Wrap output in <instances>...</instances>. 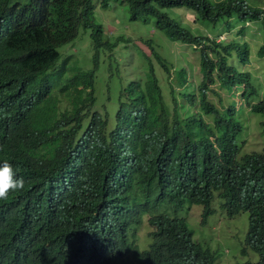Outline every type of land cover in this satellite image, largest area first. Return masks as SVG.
<instances>
[{"label":"trees","instance_id":"1","mask_svg":"<svg viewBox=\"0 0 264 264\" xmlns=\"http://www.w3.org/2000/svg\"><path fill=\"white\" fill-rule=\"evenodd\" d=\"M117 1L131 20L152 23L197 52L198 91L182 65L175 72L186 90L176 97L169 82L172 104L165 99L156 64L169 72V62L148 39V52L136 47L142 74L114 78L120 60L114 49L122 36L111 40L95 19L96 5L106 8L110 0H0V89L17 94L13 113L28 111L34 142L22 148L29 153L20 169L25 187L7 198L14 216L24 212L25 195L34 189L38 211L73 217L55 247L72 264H216V251L194 238L182 213L199 205L203 223L219 199L228 216L248 213L241 251L252 249L258 259L238 264H264V147L242 153L234 102L220 110L206 96L207 89L217 92L214 82L228 91L241 87L243 97L256 91L254 70L245 67L251 64L249 42L219 38L217 30L240 23L241 34L250 21L263 32V1ZM170 7L191 10L216 35L193 32L167 12ZM80 27L90 29L91 67L82 68L71 60L72 51L61 50ZM100 52L109 59L105 82L111 79L116 90L109 95L107 85L102 104L96 91ZM249 107L264 111V99ZM210 113L213 122L204 117ZM4 216L0 237L16 250L21 238ZM140 231L143 246L136 240ZM29 256L2 264H28Z\"/></svg>","mask_w":264,"mask_h":264},{"label":"rangeland","instance_id":"2","mask_svg":"<svg viewBox=\"0 0 264 264\" xmlns=\"http://www.w3.org/2000/svg\"><path fill=\"white\" fill-rule=\"evenodd\" d=\"M47 1V0H43ZM259 5L264 8V0ZM171 16L179 18L181 23L191 29L195 33L216 35L211 28L205 24L195 21L193 12L185 8L170 7L166 9ZM95 19L101 22L105 32L110 34V39L114 40L118 36H122L114 49L115 55L119 60L117 70H115L114 78L119 76L133 79L134 73L140 72L137 46L144 52L149 49L143 39H148L155 49H157L168 60L170 71L167 72L156 64L159 82L162 84L165 99L171 103L172 95L169 93V82L173 85L176 97H179L180 91L186 90V84L195 85V92L198 91V83L202 78L201 68L197 52L188 44L170 39L162 30L153 26L152 23H145L140 20H131L128 15V9L125 5L117 0H110L106 8L96 5ZM246 29L243 33L237 34L240 23L235 28L226 32L222 26L219 38H236L240 42L247 41L251 47V64L246 65V69L254 70L253 83L256 91L242 96V88L234 87L228 91L219 82H214L211 86L215 87L217 92L207 89V99L220 110L228 108L233 102L235 107V117L241 123L240 132L236 139L242 151L260 150L264 147V111L250 110L249 105L264 99V56L258 58L256 50L262 43L264 36L257 22H246ZM260 30L262 35L260 34ZM62 51L70 50L73 52L71 60L76 59L77 65L82 68L91 67L93 62V49L91 46L90 29L80 27L76 37L61 48ZM104 57V53L100 52L99 67L96 72V91L99 95L98 102L102 104L107 90L109 95H113L114 82L109 80L110 77L109 59ZM154 61V60H153ZM155 62V61H154ZM156 63V62H155ZM187 68V82L180 85L176 76V68L180 66ZM119 69V70H118ZM143 76V75H142ZM101 82V83H100ZM112 84V85H111ZM125 83H123L124 85ZM111 86V87H110ZM104 101L107 102L105 99ZM172 104V103H171ZM96 105L98 106L97 102ZM213 113L205 114L204 117L209 122H213ZM213 211L206 217L205 222H201V215L198 210H202L201 206L194 205L190 209L185 210L182 215L188 219L189 226L194 231V238L201 244H207L217 253L216 264H238L240 262L258 259L257 252L247 249L242 253L241 248L244 245V238L248 229V213L239 212L233 216H228L224 210L220 209L219 199L212 204ZM198 209V210H197ZM182 212V211H181ZM175 213V211H174ZM179 213V212H178ZM180 214V213H179Z\"/></svg>","mask_w":264,"mask_h":264},{"label":"clouds","instance_id":"3","mask_svg":"<svg viewBox=\"0 0 264 264\" xmlns=\"http://www.w3.org/2000/svg\"><path fill=\"white\" fill-rule=\"evenodd\" d=\"M16 95L11 90L6 94L0 89V214L5 215L23 245L13 250L0 237V264L26 255H30L28 264H72L60 257L55 247L58 237L72 223L73 217L61 210L38 211V204L34 206V189L25 195L24 212L19 217L14 216L13 207L7 201L10 195L25 187L20 169H24L22 162L29 153L22 148L34 144L29 134L27 115H24L28 111H22L21 115L12 112L11 100ZM143 234L144 231H140L136 237L140 246L144 245ZM129 261V264L136 263L135 260Z\"/></svg>","mask_w":264,"mask_h":264}]
</instances>
